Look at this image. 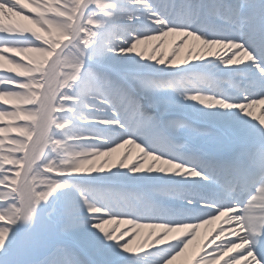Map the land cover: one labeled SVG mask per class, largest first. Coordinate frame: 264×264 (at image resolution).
Masks as SVG:
<instances>
[{
    "label": "snow or ice",
    "instance_id": "obj_1",
    "mask_svg": "<svg viewBox=\"0 0 264 264\" xmlns=\"http://www.w3.org/2000/svg\"><path fill=\"white\" fill-rule=\"evenodd\" d=\"M221 217L194 264H264V0H0V264H175Z\"/></svg>",
    "mask_w": 264,
    "mask_h": 264
},
{
    "label": "bare ground",
    "instance_id": "obj_2",
    "mask_svg": "<svg viewBox=\"0 0 264 264\" xmlns=\"http://www.w3.org/2000/svg\"><path fill=\"white\" fill-rule=\"evenodd\" d=\"M174 37H168L164 43V45L161 48V51L167 53L170 51L172 47V43L174 41ZM156 43V42H152ZM151 50V44L149 45V51ZM186 54V49L181 52V57ZM11 67V65H8ZM13 74V73H9ZM4 107H8V105H2ZM260 113V106H258L255 109V114L259 115ZM17 123H23V121H19ZM123 150H121L122 152ZM136 150H133V153L135 154ZM226 220H217L214 221L211 225H205L201 227L198 231V235L196 240L192 245L189 246V249L187 250L186 254L184 257H181L178 259L175 264H194V261L198 258L199 255L203 254L202 248H204V245L207 243V241L211 240L212 237L216 234L217 231H219V228L223 225L226 229L228 228V224L225 222ZM115 225H109L107 227L111 228L114 227ZM127 225L121 224L119 225V228L121 230L127 229ZM148 229H143L141 230V235L137 237V243L143 242V240L147 237ZM234 238V237H233ZM221 241H217V243H220ZM212 247H215V245H212ZM206 251H211V248L205 249ZM235 254V253H233ZM226 258V257H225ZM223 259V258H222ZM222 259L217 261V264H222Z\"/></svg>",
    "mask_w": 264,
    "mask_h": 264
},
{
    "label": "rangeland",
    "instance_id": "obj_3",
    "mask_svg": "<svg viewBox=\"0 0 264 264\" xmlns=\"http://www.w3.org/2000/svg\"><path fill=\"white\" fill-rule=\"evenodd\" d=\"M7 67H9L8 65H6Z\"/></svg>",
    "mask_w": 264,
    "mask_h": 264
}]
</instances>
